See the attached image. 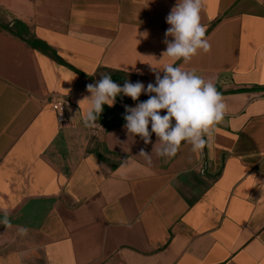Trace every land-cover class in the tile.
Wrapping results in <instances>:
<instances>
[{
	"label": "crops",
	"instance_id": "crops-1",
	"mask_svg": "<svg viewBox=\"0 0 264 264\" xmlns=\"http://www.w3.org/2000/svg\"><path fill=\"white\" fill-rule=\"evenodd\" d=\"M175 3L0 0V264H264V0H203L211 51L177 62L226 105L203 149L162 157L154 133L128 135L146 94L103 106L119 126L85 123L102 73L146 87L171 62Z\"/></svg>",
	"mask_w": 264,
	"mask_h": 264
},
{
	"label": "clouds",
	"instance_id": "clouds-1",
	"mask_svg": "<svg viewBox=\"0 0 264 264\" xmlns=\"http://www.w3.org/2000/svg\"><path fill=\"white\" fill-rule=\"evenodd\" d=\"M202 7L203 0H176L171 8L166 17L169 28L163 41L166 50L162 53V57L167 56L171 62L162 69L152 68L155 83L150 82L145 87L142 82L125 80L121 86L110 74L102 73L94 84H88L86 89L90 96L86 98L90 108L85 123L99 120L103 106H114L117 96L138 101L146 94L149 98L135 107L125 105L124 127L128 135L139 136L149 144L154 133L157 140L153 153L162 157L174 156L182 143L191 144L194 151L203 149L208 142L206 137L210 138L215 126L223 120L226 105L211 80L183 67L200 51H211L206 26L201 22ZM142 35L147 37L148 34ZM178 61L183 64L178 66ZM162 111L165 114L162 115ZM140 154L149 159L152 156L143 150ZM4 223H8L7 219Z\"/></svg>",
	"mask_w": 264,
	"mask_h": 264
},
{
	"label": "trees",
	"instance_id": "trees-1",
	"mask_svg": "<svg viewBox=\"0 0 264 264\" xmlns=\"http://www.w3.org/2000/svg\"><path fill=\"white\" fill-rule=\"evenodd\" d=\"M2 27L7 31L16 34L17 36L28 34V28L19 21H15L13 24H3ZM99 121L102 122V124L107 128L123 124L122 121L114 122L115 119L113 117H111L110 119H106L104 112L100 114Z\"/></svg>",
	"mask_w": 264,
	"mask_h": 264
},
{
	"label": "built area",
	"instance_id": "built-area-1",
	"mask_svg": "<svg viewBox=\"0 0 264 264\" xmlns=\"http://www.w3.org/2000/svg\"><path fill=\"white\" fill-rule=\"evenodd\" d=\"M72 106V101L69 98L53 99L52 107L56 112L57 120L60 125L66 121L67 110Z\"/></svg>",
	"mask_w": 264,
	"mask_h": 264
},
{
	"label": "rangeland",
	"instance_id": "rangeland-1",
	"mask_svg": "<svg viewBox=\"0 0 264 264\" xmlns=\"http://www.w3.org/2000/svg\"><path fill=\"white\" fill-rule=\"evenodd\" d=\"M0 15H1V11H0Z\"/></svg>",
	"mask_w": 264,
	"mask_h": 264
}]
</instances>
